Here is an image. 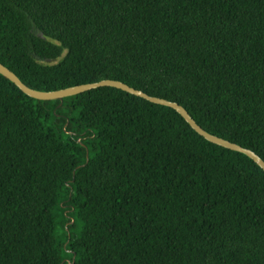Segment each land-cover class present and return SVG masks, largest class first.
Wrapping results in <instances>:
<instances>
[{"label":"trees","instance_id":"16d2710c","mask_svg":"<svg viewBox=\"0 0 264 264\" xmlns=\"http://www.w3.org/2000/svg\"><path fill=\"white\" fill-rule=\"evenodd\" d=\"M0 62L121 80L264 160V0H0ZM0 264H264V170L120 88L0 74Z\"/></svg>","mask_w":264,"mask_h":264},{"label":"water","instance_id":"95a60500","mask_svg":"<svg viewBox=\"0 0 264 264\" xmlns=\"http://www.w3.org/2000/svg\"><path fill=\"white\" fill-rule=\"evenodd\" d=\"M0 74L4 75L10 81H12L26 95L41 100L59 99L60 101H62L63 97L65 96L77 94L99 86L107 85V86L120 88L128 93L147 99L150 102L162 104L175 109L185 119V121L205 139L217 145L226 147L228 149H232L244 153L245 155L250 157L253 161H255L264 170V160L255 151L205 130L191 117L188 111L178 102L169 100L164 97L148 94L143 90L130 86L129 84L121 80L113 79V78H103L97 81L74 84L59 89L39 90L26 85L11 69H9L1 62H0Z\"/></svg>","mask_w":264,"mask_h":264},{"label":"rangeland","instance_id":"374dc122","mask_svg":"<svg viewBox=\"0 0 264 264\" xmlns=\"http://www.w3.org/2000/svg\"><path fill=\"white\" fill-rule=\"evenodd\" d=\"M76 231H77V229H73L72 230V232H76ZM56 232H57L58 235L61 234V228L57 227ZM64 260L68 262V258L67 257H65Z\"/></svg>","mask_w":264,"mask_h":264}]
</instances>
